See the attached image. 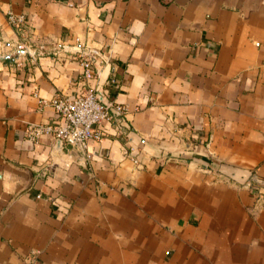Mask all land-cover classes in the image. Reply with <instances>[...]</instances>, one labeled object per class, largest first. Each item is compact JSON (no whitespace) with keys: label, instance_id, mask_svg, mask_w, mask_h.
Returning <instances> with one entry per match:
<instances>
[{"label":"crops","instance_id":"crops-1","mask_svg":"<svg viewBox=\"0 0 264 264\" xmlns=\"http://www.w3.org/2000/svg\"><path fill=\"white\" fill-rule=\"evenodd\" d=\"M17 39L54 53L0 62V264H264V0H0V55ZM84 52L120 121L43 173L56 141L25 128Z\"/></svg>","mask_w":264,"mask_h":264},{"label":"built area","instance_id":"built-area-1","mask_svg":"<svg viewBox=\"0 0 264 264\" xmlns=\"http://www.w3.org/2000/svg\"><path fill=\"white\" fill-rule=\"evenodd\" d=\"M5 18L19 35H24L30 27L28 19L23 14L15 13L11 9L5 11ZM18 49H26L27 54L32 56L33 51L27 48L20 39L14 41L10 52ZM23 56L14 58L12 64L15 67L21 66ZM81 56L80 90L73 96L57 93L48 102L56 114V123H30L24 131L25 136L32 142L44 135H51L56 141L43 173L52 171L60 165L68 168L74 162L81 163L89 160V141L100 140L103 136L99 127L101 122L103 120L120 121L113 111L120 112L122 108L116 106L113 110L111 102L102 101L99 88L90 84L96 76H99V72L93 68L89 53L84 52ZM134 162L136 168L142 167L137 159H134ZM244 186L250 190H256L258 206L264 197V180L257 173L252 172ZM37 254V251L32 250L26 256L25 264H36Z\"/></svg>","mask_w":264,"mask_h":264},{"label":"water","instance_id":"water-1","mask_svg":"<svg viewBox=\"0 0 264 264\" xmlns=\"http://www.w3.org/2000/svg\"><path fill=\"white\" fill-rule=\"evenodd\" d=\"M26 54H27L26 49L14 50L12 52L0 55V62H2L4 60H12L14 58H18V57H21V56L26 55ZM32 55H35V51L32 52ZM104 103H107V102H104Z\"/></svg>","mask_w":264,"mask_h":264},{"label":"trees","instance_id":"trees-1","mask_svg":"<svg viewBox=\"0 0 264 264\" xmlns=\"http://www.w3.org/2000/svg\"><path fill=\"white\" fill-rule=\"evenodd\" d=\"M53 53H54L53 51H49L47 48L42 47V48L36 50L35 55H38V54L45 55V54H53ZM26 56H29V55L26 54ZM12 61H13V59L12 60H4L2 62H4V63H10Z\"/></svg>","mask_w":264,"mask_h":264}]
</instances>
